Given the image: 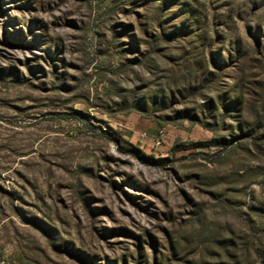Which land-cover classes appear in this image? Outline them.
<instances>
[{
  "label": "rangeland",
  "instance_id": "374dc122",
  "mask_svg": "<svg viewBox=\"0 0 264 264\" xmlns=\"http://www.w3.org/2000/svg\"><path fill=\"white\" fill-rule=\"evenodd\" d=\"M0 264H264V0H0Z\"/></svg>",
  "mask_w": 264,
  "mask_h": 264
}]
</instances>
